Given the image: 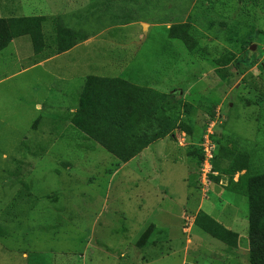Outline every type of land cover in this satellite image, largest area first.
Returning <instances> with one entry per match:
<instances>
[{
    "label": "rangeland",
    "instance_id": "obj_1",
    "mask_svg": "<svg viewBox=\"0 0 264 264\" xmlns=\"http://www.w3.org/2000/svg\"><path fill=\"white\" fill-rule=\"evenodd\" d=\"M42 3L0 0V19L52 13L49 3ZM55 11L56 24L74 34L72 60L88 62L90 107L113 111L120 123L110 135L105 133L118 153L124 150L118 143L136 146L150 134L134 125L128 88L169 96L165 112L174 116L176 127L150 144L140 161L158 162L154 175L175 185L166 190L175 194L181 212L169 221L158 217L155 224L171 223L181 232L191 228L175 244H189L186 235L214 244L200 229L219 221L238 235L242 261L236 264H250V220L264 232V194L254 198L251 214L250 199L242 195L248 179L243 182L245 171L235 167L248 166L257 180L254 192H262L264 0H55ZM32 53L28 37L0 52V264H68L69 259L82 264L86 244L93 245L94 256L101 255L100 264H112L106 254L113 253V244H127L128 255H133L128 211L123 210L125 216L119 211L100 215L101 185L118 187L123 175L113 174L121 160L70 125L61 136L52 135L57 122L44 119L46 113L32 118L41 100L38 80L32 72H19ZM102 79L121 83L116 90L108 84L102 90ZM113 104L125 110L116 113ZM185 104L191 106L188 118ZM95 123L88 125L90 134ZM207 136L215 145L214 175L205 183L202 145ZM126 178L119 187L130 194L139 184ZM184 192L193 200L187 202ZM115 205L122 210L128 201ZM136 216L133 220L141 221ZM168 252L153 264H181L180 246L165 256Z\"/></svg>",
    "mask_w": 264,
    "mask_h": 264
},
{
    "label": "crops",
    "instance_id": "obj_2",
    "mask_svg": "<svg viewBox=\"0 0 264 264\" xmlns=\"http://www.w3.org/2000/svg\"><path fill=\"white\" fill-rule=\"evenodd\" d=\"M43 1L44 3H42V5L49 3L52 13L48 15H41L40 13L37 16L15 17L39 19V26H35V35H37L36 44L34 45L30 36L24 35L12 39L8 46L14 45L16 40L22 37H28L30 39L33 52L32 56H29L30 63L19 72L23 74L32 72L38 80L36 93L41 95V100L36 103L35 109L37 113H35L32 118H34V116L36 118H41L40 114L46 113L47 118L44 119L57 122L55 127L52 128L53 131H56L51 133L54 136H61L62 133L59 132L65 131L69 125L73 129L79 131L83 136H86L83 131L74 125L73 121L75 119L77 120L75 115L76 117L79 115L78 120H83V110L81 109L83 105L81 104H84L85 100L88 98L86 85L89 80L90 68L88 62L86 64L82 62L77 64L72 60L73 56L71 55H73L77 49L75 48L76 46L72 45V42L70 46L67 48L65 47L64 50L58 48V32L67 29L59 26V24H56L54 21V17L57 16V11H55V0ZM57 48L60 51H58ZM14 50L19 54L18 49ZM45 107H48V111L46 112L44 111ZM59 115L61 116L58 117ZM151 147L153 146L147 147L139 156L133 157L127 162H119V168H117L113 174V177L123 175L120 176L116 183L118 187L126 183V177H129L128 180L137 181L139 185L135 187L134 192L127 194L123 191L122 187L116 188L114 185L113 189L111 188L112 183L101 185L103 191L101 190L102 192L100 191L101 193H98L102 199L100 215H106V213L111 211L116 215L119 211L121 216H125L123 210L128 211L127 213L129 217H131L128 229L130 233V244L128 246L135 250L133 255H128V249L127 246H125L127 244H113V253L106 254L110 255L107 259L111 260L112 264H153V262L162 259L159 256L162 255L161 252L165 249L169 251L165 254V256H167L171 252L173 246H180L182 249L181 264L240 263L242 260L237 254L238 235L219 221H217L218 224H216L223 228L225 232H220V230L217 229L213 236V233L210 234L200 229L203 236L205 238H210L214 244H201L204 243V238L199 239L198 237L192 236V239L195 240H190L188 235H186V243L189 244H175L179 239L185 237L183 233H191V228L182 230L181 232L178 227L173 224L171 225V223L170 225L168 223L167 226L155 224V220L158 217L167 218V221H169V217L179 214L181 212V205L176 204L175 194H170L168 190H166L169 185H172V188L175 189V185L171 184L172 182L168 183L166 180L154 175V170L156 168L154 166L155 161H140V156H144V153L148 152ZM155 163L158 164V162ZM142 179L146 182L144 186H142L140 182ZM122 181L124 183H122ZM182 185H184V182ZM184 188L185 186L183 189ZM182 194L187 202L193 200L191 198L192 195L189 193L184 192ZM234 195L236 196L237 193ZM65 196L67 197V193ZM120 200H124V203L128 201V206L126 208L124 207L122 210H119L120 206L115 208L118 206L115 205L116 202ZM155 200L157 204H155ZM112 201L114 205H112ZM185 205L187 206V204ZM176 207L180 211L174 212V210H176L174 208ZM136 213L139 214L141 219L139 222L132 218H137ZM207 214L210 215L211 213ZM137 223H141V225L136 226L135 224ZM213 229L214 228H212V231ZM232 234L236 235V239L230 236ZM160 237L163 238L159 239ZM194 242H196V244H192ZM109 247L111 246L109 245ZM114 251H116L117 256ZM205 251L207 254H204ZM81 257L83 258L82 264H100L102 261L100 254L96 256L93 255L92 244H86L84 253ZM107 259L105 258V260ZM68 264H74L73 260L69 259Z\"/></svg>",
    "mask_w": 264,
    "mask_h": 264
},
{
    "label": "trees",
    "instance_id": "obj_3",
    "mask_svg": "<svg viewBox=\"0 0 264 264\" xmlns=\"http://www.w3.org/2000/svg\"><path fill=\"white\" fill-rule=\"evenodd\" d=\"M38 23V24H37ZM39 26V19L35 18H14V19H0V51L8 46L12 39L18 38L20 36H30L34 45L36 44V27ZM74 34L68 30L59 31L58 32V48L60 50H64L65 47H69L72 40L74 39ZM185 41L186 39L182 37ZM101 85V89L105 90L107 88V84L113 87L111 91L116 90L115 84L121 83L119 80H107L102 79L99 80ZM93 86V85H92ZM95 86V85H94ZM129 87V86H128ZM86 89L88 90V98L85 100L84 104H81V109L83 110V120H78L79 115H75V119L73 121L74 125L84 132V134L91 136L92 139L99 142L101 146L109 153L117 156L121 162H127L132 159L134 156L139 154L144 148L148 147L150 144L157 140H161L165 138L168 134H170L174 128L176 127V120L172 114H168L165 112V105L169 101V96L166 94L160 93L156 90L149 88H139L135 86H130L128 89L130 90L129 99L126 101L128 103L131 102L133 115L135 116L134 125L139 130H146L150 134L147 136L146 140L139 145L136 146H128L126 143H118L117 146L123 147L124 150L122 153H118L116 151L117 147L112 145L107 134H111L116 128H118V120L115 116H112V112L109 109L105 108H91L90 107V86L86 85ZM117 107V108H116ZM185 116L188 118L190 116L191 106L189 104H185ZM112 110H115L116 113L125 110V106L118 104H113L111 107ZM90 122H97L94 124V129L92 133L89 132L90 129L88 127ZM185 131L188 135L191 134V130L185 126ZM107 133V134H105ZM131 138H135V135H131ZM235 170L245 171L242 179L247 180V185L245 186V191L242 192V195L247 196L250 199V207L251 214L254 211L253 202L255 197H258L264 194V188L262 192L257 193L254 192L257 180L254 178L252 180L251 176L248 174L249 167L248 166H236ZM260 179V177H259ZM261 184V183H259ZM263 196V195H262ZM261 197V196H260ZM209 224H206L203 230L207 233H210L214 236L215 230L223 231L219 225L215 222L210 221ZM212 223V225H210ZM214 223V224H213ZM249 226V244H250V264H264V232H258L253 225ZM212 228L213 231H212ZM236 239V235H230Z\"/></svg>",
    "mask_w": 264,
    "mask_h": 264
},
{
    "label": "built area",
    "instance_id": "obj_4",
    "mask_svg": "<svg viewBox=\"0 0 264 264\" xmlns=\"http://www.w3.org/2000/svg\"><path fill=\"white\" fill-rule=\"evenodd\" d=\"M203 150H202V155H203V173H202V179L203 182H207L208 181V176L210 175H214L213 167H212V161L214 159V148L215 145L212 144L210 142V140L208 139V136L206 137V143L204 145H202Z\"/></svg>",
    "mask_w": 264,
    "mask_h": 264
},
{
    "label": "water",
    "instance_id": "obj_5",
    "mask_svg": "<svg viewBox=\"0 0 264 264\" xmlns=\"http://www.w3.org/2000/svg\"><path fill=\"white\" fill-rule=\"evenodd\" d=\"M255 49V47L253 46L251 50Z\"/></svg>",
    "mask_w": 264,
    "mask_h": 264
}]
</instances>
